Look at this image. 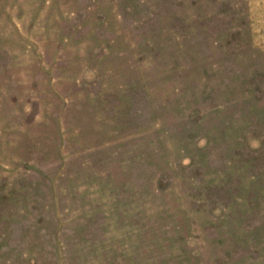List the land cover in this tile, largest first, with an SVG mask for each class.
Listing matches in <instances>:
<instances>
[{"label":"rangeland","instance_id":"374dc122","mask_svg":"<svg viewBox=\"0 0 264 264\" xmlns=\"http://www.w3.org/2000/svg\"><path fill=\"white\" fill-rule=\"evenodd\" d=\"M0 264H264V0H0Z\"/></svg>","mask_w":264,"mask_h":264}]
</instances>
